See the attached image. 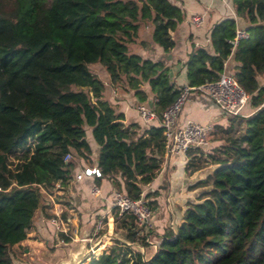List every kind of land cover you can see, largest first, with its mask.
<instances>
[{"label": "trees", "instance_id": "obj_1", "mask_svg": "<svg viewBox=\"0 0 264 264\" xmlns=\"http://www.w3.org/2000/svg\"><path fill=\"white\" fill-rule=\"evenodd\" d=\"M232 1L249 22L247 35L232 47L234 16L214 22L213 51L193 44L186 84L216 79L232 51L238 63L231 72L255 109L213 123L211 137L221 142L209 151L186 150V169L205 160L214 166L189 184L203 188L186 201L181 220L158 233L151 254L143 255L138 245L150 244L152 229L114 207L113 221L123 232L104 249L97 247L85 264H264V82L258 81L264 71V0ZM182 16L171 0H0V264H12L11 249L27 236L35 210L47 214L49 192L68 183L74 157L90 152L85 125L99 145L101 174L129 197L150 194L142 193L143 186L165 153L157 121L182 84L170 79L163 58L142 57L129 42L149 22L152 40L169 50L171 30ZM94 61L111 81L124 77L140 100L147 81L157 121L141 133L136 122L125 123L123 112L103 98V81L89 67ZM61 215L65 219V209ZM56 234L68 238L62 230Z\"/></svg>", "mask_w": 264, "mask_h": 264}, {"label": "crops", "instance_id": "obj_2", "mask_svg": "<svg viewBox=\"0 0 264 264\" xmlns=\"http://www.w3.org/2000/svg\"><path fill=\"white\" fill-rule=\"evenodd\" d=\"M171 1L178 4L183 11L182 19L171 30V35L174 39L173 46L169 50H165L160 44L153 41L151 38L152 25L147 22L140 25L138 35L133 41L129 42V49L140 54L142 57L151 59L163 58L168 65L170 79L176 85H181L186 83L185 60L193 44L202 45L208 51H213L209 37V29L214 22L227 16H234L236 27L239 28H245L249 22L243 16L236 14L232 0ZM194 13L203 15V20L198 25L190 20L191 15ZM261 22L264 23V17ZM237 63L238 61L234 58L233 52L231 51L224 60V68L232 71ZM89 67L103 81V98H106L116 111L123 112V121L125 123L136 122L138 124L137 131L141 133L150 123L157 121V119L152 121L143 119L135 107L137 102L152 105L153 93L147 81H143L141 84V88L147 96L145 99L140 100L135 94L134 89L129 87L124 77L111 81L107 70L98 61L89 63ZM258 81L259 83L264 82V71L258 75ZM254 109L255 106L251 105L248 99L243 106L242 112L250 113ZM226 118L227 113L211 98L199 90H193L177 115L178 123L191 119L202 123L208 122L213 124L218 122L225 124ZM91 129V126L85 125V138L90 146V152L86 156L74 157L75 164L72 168L68 183L65 186L60 185L61 187L54 188L53 196L51 193L49 194L51 203L45 207L47 214L41 208L35 210L27 236L19 243L21 246L24 245L23 252L29 251L27 244H32L31 241L50 240L55 241L54 245H57L61 240H68L57 237V230L49 220L53 211L57 209L60 210V217L62 216L61 212L63 209L66 211L65 219L61 217L66 230V232L63 231L65 235H68L67 228L69 229L68 231H78L80 229L81 234H85L88 230L87 225L94 224V221L98 217L105 218L106 216V222L111 226L114 206L110 204V199L112 198L113 191L117 188L112 183L110 177L102 174H83L79 178L75 177V173L79 172L82 167L97 166L99 145L95 141ZM220 142V139L211 137L209 132L207 142L199 146L203 152H206ZM187 158L188 155L186 153H168L165 151L154 178L143 186V194L150 191V194L145 196V198L155 201L152 202L154 204V210L150 223L147 225L153 232L161 233L166 226H172L173 223L181 220L186 201L194 200L203 188L201 186L190 188L189 184L205 176L214 166L213 163L205 160L194 169H186ZM120 182L122 185L123 180L121 179ZM94 185H96L97 189H94ZM91 228L93 227L91 226ZM91 230L89 229L88 231L91 232ZM122 232V228H118V234L113 237L118 236ZM104 243H100L101 245L99 244L100 246L98 247L102 248ZM133 244L137 245L136 243ZM138 247L143 251V255H145V246L140 247L138 245ZM154 249L155 247L152 245V250L149 254ZM89 256L90 254L85 257V262ZM83 260L79 262L85 264ZM20 263L25 264L26 261L23 260Z\"/></svg>", "mask_w": 264, "mask_h": 264}, {"label": "built area", "instance_id": "obj_3", "mask_svg": "<svg viewBox=\"0 0 264 264\" xmlns=\"http://www.w3.org/2000/svg\"><path fill=\"white\" fill-rule=\"evenodd\" d=\"M190 20L198 25L203 20V15L200 13H194L191 15ZM246 35L245 28L236 27L234 35L229 39L232 47L236 45L239 38ZM193 90H199L201 93L207 95L226 113H243V106L249 98V94L239 84L233 73L225 68L219 72L216 79L205 81L196 86L188 85L186 83L182 84L178 95L162 110L161 116L157 121L163 128V133L165 135V151L168 153H186V150L189 147L203 145L208 140V133L212 127L211 123H202L191 119L185 120L181 123H178L177 121V115L181 110L183 103L187 100ZM135 107L143 119L147 121L157 119L156 112L151 104L137 102ZM69 157L70 152H65L63 156L64 160L69 159ZM83 174L101 175V170L98 166H84L79 172L75 173V177L79 178ZM94 189H97L96 185H94ZM110 204L117 207L118 214L125 210L132 212L139 224L148 225L150 223L152 210L147 203V199L142 195L137 198H132L122 190L115 189L112 198L110 199ZM49 220L56 230L66 232L60 217L59 209L53 211ZM177 223L178 222L173 223L172 226H175ZM102 225L103 219L102 217H98L94 221L90 234H96L101 229ZM147 240L155 247L159 240L158 233H150L147 236Z\"/></svg>", "mask_w": 264, "mask_h": 264}, {"label": "rangeland", "instance_id": "obj_4", "mask_svg": "<svg viewBox=\"0 0 264 264\" xmlns=\"http://www.w3.org/2000/svg\"><path fill=\"white\" fill-rule=\"evenodd\" d=\"M49 193H51V195L53 196V191ZM148 200L150 201L149 205L153 213L154 204H152V202L155 201L152 199ZM102 219H104L103 225L101 229L94 235H91L90 231H88L89 229H92L91 226L93 227V224L91 223L87 225L88 230L86 229L87 232L85 234H81L80 229H78V231H68L69 229L67 228L68 235L66 236L68 237V240H61L60 243H58L57 245H54L55 241L50 240H39L36 242L31 241L32 244H27L29 251L24 252V245H14L11 249L13 264H21L20 262L23 260L26 261L25 264H75L76 260L80 258L82 251L83 256L85 257L89 254H94L93 248H97L98 246H100L99 244H103L104 241L105 243L103 247H105L106 244L111 242L110 239L116 234H118L119 227L115 226L114 221H112L110 226L109 223L106 222V216L105 218L102 217ZM103 247L101 248V250L103 249ZM151 250V244L145 245V256L148 255ZM83 262H85V258ZM76 264L81 263L78 262Z\"/></svg>", "mask_w": 264, "mask_h": 264}, {"label": "water", "instance_id": "obj_5", "mask_svg": "<svg viewBox=\"0 0 264 264\" xmlns=\"http://www.w3.org/2000/svg\"><path fill=\"white\" fill-rule=\"evenodd\" d=\"M143 245H140V247H142ZM85 256H83V254L80 256V258L78 260H76L75 264L78 263L80 260L84 259Z\"/></svg>", "mask_w": 264, "mask_h": 264}, {"label": "bare ground", "instance_id": "obj_6", "mask_svg": "<svg viewBox=\"0 0 264 264\" xmlns=\"http://www.w3.org/2000/svg\"><path fill=\"white\" fill-rule=\"evenodd\" d=\"M96 248H93V251L95 250Z\"/></svg>", "mask_w": 264, "mask_h": 264}]
</instances>
